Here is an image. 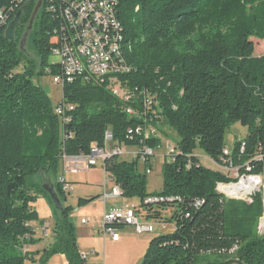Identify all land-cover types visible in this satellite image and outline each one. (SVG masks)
<instances>
[{"label": "trees", "instance_id": "obj_1", "mask_svg": "<svg viewBox=\"0 0 264 264\" xmlns=\"http://www.w3.org/2000/svg\"><path fill=\"white\" fill-rule=\"evenodd\" d=\"M39 1L0 0V11L16 7L8 23H0V264H26L32 258L24 249L33 240L31 223L38 217L33 204L39 194L49 199L57 219L55 242L41 262L61 255L68 264H101L82 258L71 208L58 210L45 184L52 183L63 202L65 192L57 182L63 151L89 153L94 142L104 143L107 129L118 142L136 146L128 130L144 123V118L129 115L126 103L106 85L77 78L63 88V99L77 106L64 126L72 136L63 142L59 116L37 83L51 66V33L57 23L47 9L48 0H43L30 28ZM117 2L120 9L115 14L124 25L120 56L133 67L127 78L133 86L157 93L155 109L180 138L175 160L163 165L160 192H148L139 155L131 161L115 157L106 162L105 169L123 196L139 197L148 217L162 214L154 210L155 204L144 203L146 197L182 198L157 204L176 207L171 218L176 230L152 238L142 264H264V234L258 230L264 191L251 202L224 197L216 191L217 183L233 180L195 155L200 148L219 159L227 146L226 130L235 122L249 131L243 138L249 148L242 162L260 145L264 152V55L255 56L252 40H264V0ZM20 9L15 38L7 39L6 30ZM241 139L234 142L236 147ZM145 143L161 145L159 139ZM253 172L263 173L264 162ZM93 200L80 198L79 206ZM197 200L201 201L195 207Z\"/></svg>", "mask_w": 264, "mask_h": 264}, {"label": "built area", "instance_id": "obj_2", "mask_svg": "<svg viewBox=\"0 0 264 264\" xmlns=\"http://www.w3.org/2000/svg\"><path fill=\"white\" fill-rule=\"evenodd\" d=\"M16 7L11 5L0 11V23H8ZM47 9L52 13L53 19L57 21L51 33L52 46L51 57L57 60L46 69L47 74H52L53 82L62 88L68 83L81 78L83 82L106 85L107 89L121 101L126 103L125 111L131 116L144 118V123L128 130V138L137 141L138 150L131 153L134 158L139 155L147 166H151V158L158 148L147 145L148 139H159L161 130L160 122H164L158 111L159 106L157 93L146 87L133 86L127 78L133 72V67L121 60L119 38L124 35L123 22H114V11H119L120 5L117 0H48ZM134 105L142 108L136 109ZM76 105L62 98L55 107V114L61 122V138L65 142L72 133L65 132L64 126L72 120V113ZM129 147L114 139L111 129H107L104 135V143L94 142L89 153L68 155L63 151L61 167L64 173L80 172L96 167L99 162L103 163L106 185L108 180L114 181L107 173L105 166L107 160L120 157L125 154ZM248 143L241 139L239 146L235 143L230 148L226 146L219 159L208 161L231 182H218L216 191L226 198L242 199L247 202L253 200V196L264 191V174L253 172L256 165L264 162V152L260 145L251 158L242 162V158L248 155ZM64 150V149H63ZM179 152L177 145L168 146L167 156L175 160ZM202 163V162H201ZM203 164V163H202ZM190 167V163L188 164ZM152 171V167L146 169ZM57 182L62 186L64 192L71 191V184L66 181L65 176L58 175ZM237 189V190H233ZM123 196L120 185L115 184L111 192L103 194V199L117 198ZM174 201H182L180 197L165 195H150L145 198V204H158ZM198 201L195 207H198ZM89 219L83 218L82 224H89ZM133 226L138 234L154 232L152 224H142L138 219V211L134 205L115 207L106 211L103 217L102 233L110 236L111 240L119 241L122 226ZM45 234H48L47 227ZM234 246L232 250H236ZM231 250V251H232ZM25 251H27L25 249ZM96 253L94 250L90 254ZM82 258L87 259L88 254L81 253Z\"/></svg>", "mask_w": 264, "mask_h": 264}, {"label": "rangeland", "instance_id": "obj_3", "mask_svg": "<svg viewBox=\"0 0 264 264\" xmlns=\"http://www.w3.org/2000/svg\"><path fill=\"white\" fill-rule=\"evenodd\" d=\"M255 44V56L264 55V40L252 38ZM57 60L50 57V63ZM22 69L19 68L18 71ZM42 89L49 96L52 105L56 107L63 98V88L53 82L52 74H46L37 81ZM161 130L159 132L161 137V146L155 151V155L151 158V166L139 159V171L146 173L152 167V171L147 172L148 191L158 192L163 188V165L165 162H171L172 158L167 156L168 146L171 144L177 145L180 141L178 133L167 126L165 122H160ZM248 128L239 122L232 123L226 130L225 141L228 147H232L236 140L244 138L248 135ZM138 150L136 146H129L126 148L124 155L119 159L131 161L134 159L131 153ZM195 155L199 157L201 162L208 168L216 169L208 159L210 158L202 149L198 148ZM59 173L65 176L67 182L72 186L70 192H65L62 195L63 206L71 208L70 218L76 228L77 243H80L83 253L88 254L89 263L101 264H142L143 258L148 250L150 240L159 235L171 234L176 230V220L171 219L176 211L174 206H165L159 208L157 204L154 205V210H160L162 217L154 218L148 217L147 210L141 206L139 197H117L103 200L105 193V171L103 163L100 161L96 167L89 170L80 171L77 173H64L60 168ZM264 174V172H263ZM110 182V183H109ZM108 182L106 188L107 193L111 192L114 181ZM95 198L92 202L84 206H79V199ZM111 208L124 207L126 205H134L138 211V219L142 224L154 225V232H145L138 234L133 226L126 225L119 229L121 234V241L114 242L110 236L104 237L102 231L104 210L106 207ZM38 217L32 221L34 232L32 234L33 240L25 245L32 258L26 261V264H44L41 262V257L44 251L50 249L55 242V228L56 215L55 210L48 198L43 194L37 195V200L33 204ZM89 219V224H82L81 220ZM42 221L47 227L48 235L45 234V227L42 226ZM48 225V226H47ZM258 230L260 234H264V216L261 218ZM25 250V249H24ZM94 250L96 253L90 254ZM47 264H68L65 257L61 255H53Z\"/></svg>", "mask_w": 264, "mask_h": 264}, {"label": "water", "instance_id": "obj_4", "mask_svg": "<svg viewBox=\"0 0 264 264\" xmlns=\"http://www.w3.org/2000/svg\"><path fill=\"white\" fill-rule=\"evenodd\" d=\"M42 3H43V0H40L38 5H37V7L35 8V11L33 13V16H32L31 22H30V28L33 25V22H34V20L36 18V15H37L38 11L40 10V8L42 6ZM22 14H23V10L20 9L17 12V14H16L15 18L13 19V21L9 24V26H8V28L6 30L7 39L13 40L15 38V31H16V28H18L20 26V19L22 17ZM27 35H28V33L25 35L24 40L27 39ZM43 177H44V179H46V174L43 173ZM45 189L51 195L52 200L54 201L57 209L60 210V211L63 210L64 209L63 203H62L61 199L59 198L57 192L55 191L54 185L52 183H46L45 184Z\"/></svg>", "mask_w": 264, "mask_h": 264}, {"label": "crops", "instance_id": "obj_5", "mask_svg": "<svg viewBox=\"0 0 264 264\" xmlns=\"http://www.w3.org/2000/svg\"><path fill=\"white\" fill-rule=\"evenodd\" d=\"M61 168H62V167H61ZM59 174H60V173H59ZM108 182H109V180H108ZM108 182H107V184L104 186L105 189H106L107 186L109 185ZM111 182H112V181H111ZM109 183H110V182H109ZM71 189H72V187H71ZM147 189H148V188H147ZM162 189H163V188H162ZM162 189H161V190H162ZM161 190H160V191H161ZM160 191H158V192H160ZM148 192H149V193H152V192H150V191H148ZM121 197H122V196H121ZM108 199H109V198H108ZM103 200H104V199H103ZM107 203H108V202H106V207H105L104 213H105L106 211H109L108 208H107ZM116 207H118V206H116ZM113 208H114V207H113ZM111 209H112V208H111ZM42 226L46 228V225H45L44 223H42ZM47 226H48V225H47ZM45 228H44V229H45ZM100 231H101V229H100ZM47 235H48V234H46V236H47ZM104 237H106V236H104ZM121 239H122V238H120L119 241H121ZM112 241H113V240H112ZM119 241H114V242H119ZM78 247H79L80 252L83 253V252H82V249H81V246H80V243H78ZM25 249L28 250L27 248H25ZM86 260H88V257H87Z\"/></svg>", "mask_w": 264, "mask_h": 264}, {"label": "bare ground", "instance_id": "obj_6", "mask_svg": "<svg viewBox=\"0 0 264 264\" xmlns=\"http://www.w3.org/2000/svg\"><path fill=\"white\" fill-rule=\"evenodd\" d=\"M114 22H118L115 11H114ZM233 190H237V189H233Z\"/></svg>", "mask_w": 264, "mask_h": 264}]
</instances>
